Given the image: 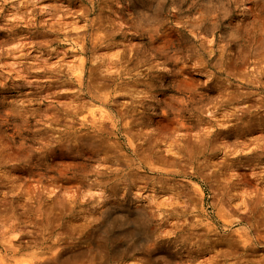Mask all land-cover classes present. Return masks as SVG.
I'll return each mask as SVG.
<instances>
[{
    "label": "clouds",
    "instance_id": "obj_1",
    "mask_svg": "<svg viewBox=\"0 0 264 264\" xmlns=\"http://www.w3.org/2000/svg\"><path fill=\"white\" fill-rule=\"evenodd\" d=\"M0 264H264V0H0Z\"/></svg>",
    "mask_w": 264,
    "mask_h": 264
}]
</instances>
